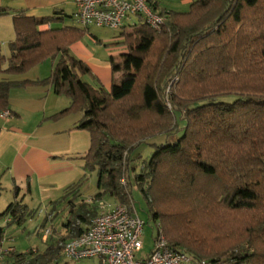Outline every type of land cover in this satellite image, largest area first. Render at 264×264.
<instances>
[{
  "label": "trees",
  "instance_id": "1",
  "mask_svg": "<svg viewBox=\"0 0 264 264\" xmlns=\"http://www.w3.org/2000/svg\"><path fill=\"white\" fill-rule=\"evenodd\" d=\"M160 13V30L139 18L121 33L127 52L112 68L122 75L107 91L82 80L95 77L70 52L91 28H51L58 18L0 6L15 31L9 57L0 52V113L12 114V89L52 86L71 104L51 120L83 114L77 128L91 137L85 169L97 176L94 201L109 197L134 211L136 188L169 249L191 264H264V0H197L187 11ZM45 25L50 29L40 30ZM47 61V79H16ZM164 135L174 140L149 143ZM142 145L153 150L147 159L135 152ZM85 182L70 186L60 202L65 233L53 242L50 236L44 251L25 253L3 247L6 229L34 215L14 186V201L0 213V262L64 260L66 242L98 215L96 204L77 203ZM4 191L0 179V197Z\"/></svg>",
  "mask_w": 264,
  "mask_h": 264
},
{
  "label": "crops",
  "instance_id": "2",
  "mask_svg": "<svg viewBox=\"0 0 264 264\" xmlns=\"http://www.w3.org/2000/svg\"><path fill=\"white\" fill-rule=\"evenodd\" d=\"M194 1L197 0H153V3L159 12H182ZM0 6L23 11L29 17L58 18L51 28L76 26L74 0H0ZM48 29V25L40 28L42 31ZM14 40L12 16L0 18V52L6 57L10 55L9 45ZM123 40L122 37L117 41L101 40L90 29L83 40L72 45L71 54L87 64L95 77L84 76L82 80L95 88L103 87L110 91L122 75L113 72L112 61L122 62V55L127 52L122 45ZM52 69L53 63L47 61L16 79L45 80ZM9 103L12 114L9 117L0 116L1 182L9 192H13L14 186L19 187L23 203L31 210H43L50 215L47 226L56 225L57 213L64 207L60 202L67 189L83 179L87 180L90 174L85 169V157L90 149L91 137L89 132L77 128L83 114H69L59 120H51L52 116L71 104L70 99L58 96L52 86L14 88L10 92ZM84 187L75 191L81 201L86 194ZM71 197L72 194L69 199ZM5 224L6 220L0 222V227ZM42 236L43 232L40 236L43 241ZM10 239L6 230L5 249L15 248L8 244Z\"/></svg>",
  "mask_w": 264,
  "mask_h": 264
},
{
  "label": "built area",
  "instance_id": "3",
  "mask_svg": "<svg viewBox=\"0 0 264 264\" xmlns=\"http://www.w3.org/2000/svg\"><path fill=\"white\" fill-rule=\"evenodd\" d=\"M74 4V21L85 29L120 30L131 17L141 18L155 30H160L164 23V17L153 7V0H74ZM0 116L9 117L10 114L3 112ZM96 206L99 212L91 226L79 237L66 242L63 249L65 260L97 259L101 264H191L186 254L169 249L160 225L154 248L147 256L139 257L143 250L145 222L137 211L122 204L111 206L105 200L96 202ZM51 232L49 227L45 229L44 242Z\"/></svg>",
  "mask_w": 264,
  "mask_h": 264
},
{
  "label": "rangeland",
  "instance_id": "4",
  "mask_svg": "<svg viewBox=\"0 0 264 264\" xmlns=\"http://www.w3.org/2000/svg\"><path fill=\"white\" fill-rule=\"evenodd\" d=\"M188 9L189 8H187V10ZM136 22H139V18L131 17L129 20L125 21L124 27L120 30H112V29H107V28L94 27V28H91V33L96 34L98 38H100L101 40L117 41L121 39V33L124 30L129 29ZM225 99L231 100L233 99V97H228ZM173 140H174L173 138H168V136L164 135V136H158L154 139H151L149 143H155V144H161L165 142L170 143ZM135 152L141 153L143 155V158L147 159L152 155L153 150L148 145H142ZM140 168H141V161H138L136 164L137 173L140 172ZM133 184L135 185L134 180H133ZM83 186H85L84 188H86V194H84V199L82 200L86 201L90 205L96 204V201L93 200V197L95 195L94 193L97 191L96 173H90L88 179L86 180ZM132 194H133L135 210L137 211L139 217L145 222L143 238H142L143 250L138 254L139 257H145L154 248V237L156 236L157 228H156L154 221L151 220L148 216L146 204L144 200L142 199L140 192L136 188H133ZM104 200L111 206H114L115 204H117L116 202L113 201V199L109 197ZM13 201H14V193L9 192L7 189H5L2 196L0 197V213H2L6 209V207ZM80 201L81 200L78 199L77 203H79ZM90 202H92L93 204H91ZM32 211L34 214L33 217L28 219L22 227L11 226L6 229L8 230V235L11 237L10 241H8V244L15 247V250L19 253H25L31 249H34V250L37 249V251L41 252L46 247V243L42 241V238L40 237L44 229L41 231L40 227L45 223V220L48 217V215L43 210L40 211V210L34 209ZM98 212H99V209H98ZM67 216H68L67 210L64 207H62L57 213L58 221L56 222V225L47 226V228L49 227L52 231L50 235L51 236L50 242H53V240L57 238L56 234L65 233L63 226L67 220ZM36 231L38 234L36 233ZM61 261L63 262L62 264H65L68 262L67 260H66L67 262L66 261L64 262L63 260ZM0 264H6V263L0 262ZM68 264H100V261L97 259H87V260H83L80 262L69 261Z\"/></svg>",
  "mask_w": 264,
  "mask_h": 264
}]
</instances>
